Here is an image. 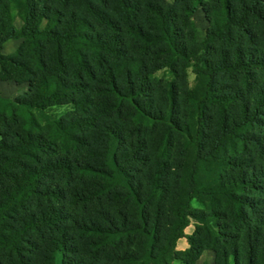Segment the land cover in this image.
<instances>
[{
    "label": "trees",
    "instance_id": "16d2710c",
    "mask_svg": "<svg viewBox=\"0 0 264 264\" xmlns=\"http://www.w3.org/2000/svg\"><path fill=\"white\" fill-rule=\"evenodd\" d=\"M201 3L0 0V80L30 82L23 96L0 95V264H54L58 251L63 264H194L211 244L219 264L231 256L234 264H258L263 225L248 222L246 208L256 201L243 192L260 188L264 175L235 172L210 184L200 173L214 157L211 174L237 167L227 148L264 124V84L251 86L254 70L264 68V53L251 45L264 0H214L217 17L202 47L233 48L201 68L200 88L155 85L142 57L155 48L171 66L177 57L199 60L187 26ZM8 39H22L14 54L2 51ZM131 43L143 53H130ZM226 75L239 76L244 88L225 92L218 79ZM98 97L112 118L88 112ZM66 100L88 114L43 127L32 111ZM88 149L101 164L79 156ZM200 193L225 195L233 234L218 217L227 210L193 206ZM191 219L200 224L185 235ZM184 236L190 247L178 251ZM228 236L235 243L221 245Z\"/></svg>",
    "mask_w": 264,
    "mask_h": 264
},
{
    "label": "rangeland",
    "instance_id": "374dc122",
    "mask_svg": "<svg viewBox=\"0 0 264 264\" xmlns=\"http://www.w3.org/2000/svg\"><path fill=\"white\" fill-rule=\"evenodd\" d=\"M172 1V0H170ZM203 3L197 5L196 9L191 11L189 14L190 23L188 29H190V33L187 35L188 43L193 47L194 51L197 52V55L200 56V59H196V57L187 56V57H177L175 66H171L169 64H164L166 60L165 52L157 51L155 48H152L151 53H147L144 57V62L149 64L148 71L149 77L155 85H165L170 82H175L177 86L181 89L185 90H193L196 88H200L203 86V75L200 72L201 68L209 65L211 59L217 57L221 53L227 52L229 53L233 48L232 45H222L218 42H214L210 47L208 52L204 51L202 47V42L206 37L207 31L212 26V20L217 17L215 7L212 6L214 0H202ZM261 7L264 8V4H261ZM208 10L210 12H208ZM217 19V18H216ZM16 24L19 26L21 24V20L16 18ZM44 24V23H43ZM256 30V42H252V46L256 47L257 51L260 49L264 53V23H259L255 26ZM245 44H248V40L244 41ZM22 44V39H8L3 48V53L6 54H14L17 52L19 46ZM133 55H141L143 52L137 49L133 43L130 44ZM160 55V57H157ZM165 55V56H164ZM73 68V67H72ZM254 78L252 80V87H255L258 83L264 84V68H259L254 70L253 72ZM70 77L72 75H69ZM218 85L222 87L225 92L235 91L241 88H244L241 78L239 76H222L218 79ZM30 82L27 80H23L21 82H17L15 80H0V95L10 98L20 97L25 95L26 92L29 91ZM251 91L253 88L247 92L245 91V98L249 99L251 95ZM91 95V92H89ZM122 98V97H121ZM124 99V98H123ZM94 104H91L90 108L88 107V112H94L95 114H101L102 118H107L105 116L107 114L106 111L101 112L102 109L101 99L95 98ZM124 111H128V107L130 102L127 98L124 100ZM183 105V104H182ZM184 106V105H183ZM188 111L194 113L191 105H188ZM105 110V109H104ZM41 123L43 127L50 124L52 120H62L67 122L72 119H76L79 116H85L88 114L87 111L78 108L74 102L71 100H66L58 104H50L42 110H32ZM192 113V114H193ZM103 115V116H102ZM264 116V113H263ZM110 117V116H109ZM112 118V117H110ZM124 120V119H122ZM195 121V118L192 119ZM213 121V120H212ZM212 125V122H211ZM162 127H164L162 125ZM177 142H180L183 139V136L179 133L174 134ZM96 143L93 144L91 149H95ZM178 147V145H176ZM236 148V149H235ZM228 147L226 150V155L229 160L237 159L239 162L238 166H233L232 170L227 169L226 172L222 173L219 171L218 173L210 172V168L215 166L218 163L217 158H212L206 166H204L203 171L200 173V178L203 182H208L210 184H215L220 180L221 175L232 173H251V171L255 170L256 172L261 171L264 175V124L260 126L252 127L248 130V138L245 141L244 145L237 143L236 147ZM178 150L179 147L177 148ZM188 152H192V147L189 148ZM95 153V154H94ZM89 155V156H88ZM224 155L223 153H219L218 156L221 157ZM79 156L84 157L86 159L92 160V162L99 161L101 164L100 156L96 155V152H92L88 149L85 152L79 154ZM97 156V158L95 157ZM210 166V167H207ZM220 173V174H219ZM243 194H246L248 197H253L256 201V207L246 208L249 223L252 225H263L262 229L264 230V183L260 188H256L254 190H245ZM192 204L194 207L204 211H212L213 209H219V211H226L227 201L225 195H215V194H198L192 200ZM242 201L238 200L237 207L240 210L242 208ZM227 210L228 215H218L220 218V223H224L227 231L230 233H234L233 223L230 219V213ZM263 222V223H262ZM262 223V224H261ZM200 224L195 219L190 220V224L185 228V235H192L195 231V226ZM218 228V227H217ZM220 236V235H219ZM223 236H221L222 238ZM226 241H221V245H233L236 241L234 237H227ZM190 247L189 241L187 237H181L177 241L176 248L178 251H185ZM215 244L207 245L205 249L202 250L199 257H197L194 261V264H219L220 259L215 250ZM264 256V250H263ZM259 257L258 264H264V257ZM64 255L61 251H58L55 255L54 264H63ZM242 259V257H241ZM172 264H186L184 260L181 258L175 259ZM229 264H234V258L231 256L229 259Z\"/></svg>",
    "mask_w": 264,
    "mask_h": 264
}]
</instances>
